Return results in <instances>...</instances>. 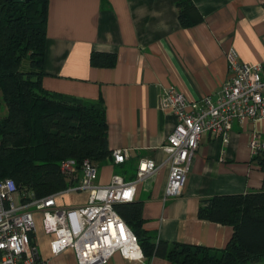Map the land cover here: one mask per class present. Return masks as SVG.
<instances>
[{
	"label": "crops",
	"instance_id": "obj_1",
	"mask_svg": "<svg viewBox=\"0 0 264 264\" xmlns=\"http://www.w3.org/2000/svg\"><path fill=\"white\" fill-rule=\"evenodd\" d=\"M180 1L49 0L42 85L66 97L103 101L109 147L128 148L130 156L101 165L98 183L109 184L113 175L134 180L144 158L161 165L156 175L138 182L132 200L141 203L149 233L219 250L234 227L201 219V200L261 190L264 172L250 142L255 134L264 142V117L235 121L228 141L203 134L183 193L166 197L170 166L162 145L177 118L161 108V96L172 87L188 101L215 95L228 80L232 47L243 61H263L264 0H192L191 14L201 18L191 26L180 21ZM93 52L114 54L116 62L93 65ZM34 240L51 264H77L72 248L52 253L50 235L39 242L36 233ZM105 264L171 263L160 256L131 260L116 252Z\"/></svg>",
	"mask_w": 264,
	"mask_h": 264
},
{
	"label": "trees",
	"instance_id": "obj_2",
	"mask_svg": "<svg viewBox=\"0 0 264 264\" xmlns=\"http://www.w3.org/2000/svg\"><path fill=\"white\" fill-rule=\"evenodd\" d=\"M180 21L191 26L199 17L192 0H181ZM0 180L13 179L20 190L42 198L66 189L70 180L62 163L75 160L78 178L88 159L98 167L113 157L103 101L51 93L42 85L46 54L49 0H0ZM114 54L93 52L91 63L112 66ZM264 172V151L254 156ZM76 181V182H73ZM136 234L144 257L167 258L171 264H255L264 262V179L259 191L215 195L201 200V219L231 225L227 246L214 250L202 245L157 239L144 228L138 201L115 205ZM35 243V233L31 234Z\"/></svg>",
	"mask_w": 264,
	"mask_h": 264
},
{
	"label": "built area",
	"instance_id": "obj_3",
	"mask_svg": "<svg viewBox=\"0 0 264 264\" xmlns=\"http://www.w3.org/2000/svg\"><path fill=\"white\" fill-rule=\"evenodd\" d=\"M229 77L215 95L200 101H188L172 87L161 96V108L177 118L173 132L162 145L169 163L166 197L181 195L186 186L192 159L205 133L228 141L237 120L264 117V60L249 63L240 59L235 48L227 53ZM254 153L264 151V142L253 135ZM130 156L128 148L113 151L114 162L122 163ZM152 159H141L137 177L126 181L113 175L109 184L98 183L99 167L86 159L78 178L75 160L62 163V170L76 182L47 197L20 190L17 183L0 180V264H51L43 258L31 234L37 231L35 213L42 214L43 228L51 236L53 254L74 249L77 264H105L119 252L131 260L144 258L136 234L117 212L115 205L134 199L138 182L154 176L160 169ZM88 192L86 204L63 206L59 199L71 193Z\"/></svg>",
	"mask_w": 264,
	"mask_h": 264
},
{
	"label": "rangeland",
	"instance_id": "obj_4",
	"mask_svg": "<svg viewBox=\"0 0 264 264\" xmlns=\"http://www.w3.org/2000/svg\"><path fill=\"white\" fill-rule=\"evenodd\" d=\"M5 106V104H4ZM7 112V107L5 106L4 112L1 110L0 115H4ZM88 200V192H80V193H71L65 195L63 198L59 199V202L62 201L63 206H81L82 204H86ZM35 220H36V227H37V237L39 239V242H42V237H45L46 234L44 232L43 228V220H42V214L40 213H35ZM45 241H47L45 239Z\"/></svg>",
	"mask_w": 264,
	"mask_h": 264
},
{
	"label": "water",
	"instance_id": "obj_5",
	"mask_svg": "<svg viewBox=\"0 0 264 264\" xmlns=\"http://www.w3.org/2000/svg\"><path fill=\"white\" fill-rule=\"evenodd\" d=\"M6 1H25V2H29L32 0H6ZM1 20H2V9L0 8V24H1Z\"/></svg>",
	"mask_w": 264,
	"mask_h": 264
}]
</instances>
